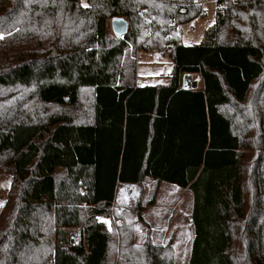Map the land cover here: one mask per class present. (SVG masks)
Masks as SVG:
<instances>
[{
	"label": "trees",
	"instance_id": "obj_1",
	"mask_svg": "<svg viewBox=\"0 0 264 264\" xmlns=\"http://www.w3.org/2000/svg\"><path fill=\"white\" fill-rule=\"evenodd\" d=\"M86 2L0 0V264H113L99 217L123 220L116 264H174L149 231L133 246L142 206L116 207L145 178L191 191L189 264H264V0L216 8L192 46L177 26L201 17L193 0ZM139 50L172 60L167 85L136 87Z\"/></svg>",
	"mask_w": 264,
	"mask_h": 264
},
{
	"label": "rangeland",
	"instance_id": "obj_2",
	"mask_svg": "<svg viewBox=\"0 0 264 264\" xmlns=\"http://www.w3.org/2000/svg\"><path fill=\"white\" fill-rule=\"evenodd\" d=\"M78 1H79V5L85 8L84 5H87L86 0H78ZM215 9L216 8L213 4L207 5L205 8L206 14L204 16L195 19L194 21H192L191 23L187 25H184L180 32L181 33V40H180L181 43H183L186 46L200 44L203 39V35L205 31L209 27H211L214 23ZM107 30H108L109 35L112 36L111 30H110V21H107ZM129 53L131 54V48L129 49ZM152 53L153 52L139 50L138 52H136V56L133 57L136 61V64H135L136 81L141 82V84L145 86H155V85L163 84L165 82L166 77H168V75L170 74L173 68V62L168 56L158 58L153 55L154 53L153 54ZM157 54H161V52ZM161 55H164V54H161ZM11 180H12V177L10 175L0 173V204H2V206H0V210L4 207L8 199V193L10 191V185L12 182ZM137 188H138L137 186L129 187V190L131 191L132 199L124 200L125 201L124 206L116 205V207L125 209V208H135L137 205L142 206L141 205L142 203L136 204L135 202L136 200L134 197H136V194L138 193L136 192ZM178 189H183V188H180L176 185L166 183V182H161V184H158V185L153 184L151 187L147 185L145 192L143 194V200H144L143 203H146L148 200H151L152 198H154V195H155V199H157L158 205L154 206V209L148 210L146 213V217L150 216L152 218H155L156 213H163V215L159 216L158 218L163 217L164 212L167 209V205L174 200L173 198H175V196L169 194V192L171 190H178ZM130 218L132 222L134 223L132 230H131V241L133 243V246H138L135 243V239H137V236L139 238L140 234L144 235V230L146 229V227L142 223L143 221H139L136 219L135 213H132V215H130ZM105 221H107V223H105ZM97 222L103 224L108 234L110 236H113L112 243H111V254L114 257L113 264H116L117 257L119 255V247H120L118 229L120 228L121 224H123V220L117 219L116 217L114 218L113 217H110V218L99 217L97 218ZM187 233L188 231H186L184 234H187ZM192 235H193V230H192ZM78 236H80L78 233V230L72 231V237H73L71 240L72 244L77 243ZM175 240L179 242L181 246L179 247L175 246L176 254H175V248L172 247L174 251L173 252L174 253L173 254L174 264H189L192 243L189 244V246L185 244V242L187 241L185 240V238H181L180 240L179 239L178 240L175 239ZM125 242H126V238L123 240V243Z\"/></svg>",
	"mask_w": 264,
	"mask_h": 264
},
{
	"label": "crops",
	"instance_id": "obj_3",
	"mask_svg": "<svg viewBox=\"0 0 264 264\" xmlns=\"http://www.w3.org/2000/svg\"><path fill=\"white\" fill-rule=\"evenodd\" d=\"M153 55L158 58L167 56V55H161L157 53H154ZM189 76L195 83H197L198 85L197 89H199L201 87L200 77L197 75H189ZM136 83L141 84V82L139 81H136ZM167 83H168V79L166 77L165 82L159 85L165 86L167 85ZM142 86H145V85L141 84V87ZM155 86H158V85H155ZM181 89H183L182 86H181ZM153 184L158 185L155 180L151 178H145L141 186L138 184H121L117 187V190H116L115 204L124 206L125 205L124 200L132 199L131 191L129 190V187H135V186L138 187L136 191L138 193L136 194V197L134 198L136 200L135 201L136 204L142 203L141 204L143 207V211H142L143 222L142 223L145 225L146 229L144 230V235L140 234L139 238L137 236V239H135V243L138 246H141L146 239L147 232L149 231L150 239L153 245L164 246L170 243L171 246L175 248V246H178V247L181 246V244L177 242L175 239L180 240L181 238H185V240H187L185 244L189 246V244L192 243L193 238H194V227H193V222H192L193 196H192L191 191L189 192V190L184 189V188L178 189V190H171L169 194L174 195L175 198H173L174 200L167 205V209L164 212V216L158 218L159 216H162L163 213H156L155 218H152L150 216L146 217L147 211L154 209V206L158 205V201L157 199H155V195H154V198H152L154 199V202L152 205H147V203L150 200H148L146 203H143L144 201L143 194L145 192L146 186L148 185L149 187H151ZM192 230H193V235H192ZM186 231H188V233L184 234ZM175 254H176V248H175Z\"/></svg>",
	"mask_w": 264,
	"mask_h": 264
},
{
	"label": "built area",
	"instance_id": "obj_4",
	"mask_svg": "<svg viewBox=\"0 0 264 264\" xmlns=\"http://www.w3.org/2000/svg\"><path fill=\"white\" fill-rule=\"evenodd\" d=\"M228 1H235V0H193V5L197 6L199 8V16H204L206 14V6L209 4H213L215 6V8H222L226 2ZM177 30H181L180 26H177ZM168 42L170 43V40H168ZM181 86L183 89L186 90H195L198 88L197 83H195L191 77L189 75H184L182 78V82H181ZM136 87L139 88L141 87L140 83H136ZM81 193L85 194L86 191L85 190H81ZM72 236H71V240H72Z\"/></svg>",
	"mask_w": 264,
	"mask_h": 264
},
{
	"label": "water",
	"instance_id": "obj_5",
	"mask_svg": "<svg viewBox=\"0 0 264 264\" xmlns=\"http://www.w3.org/2000/svg\"><path fill=\"white\" fill-rule=\"evenodd\" d=\"M127 22L123 18H112L110 20V30L115 39L123 38L127 33Z\"/></svg>",
	"mask_w": 264,
	"mask_h": 264
},
{
	"label": "snow or ice",
	"instance_id": "obj_6",
	"mask_svg": "<svg viewBox=\"0 0 264 264\" xmlns=\"http://www.w3.org/2000/svg\"><path fill=\"white\" fill-rule=\"evenodd\" d=\"M84 7H87V5H84ZM0 38H2V36H0ZM0 206H2V204H0ZM105 223H107V221H105Z\"/></svg>",
	"mask_w": 264,
	"mask_h": 264
}]
</instances>
